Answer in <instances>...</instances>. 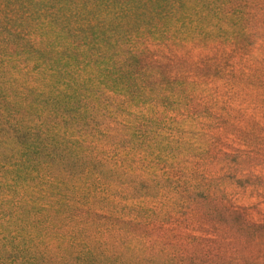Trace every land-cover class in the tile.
Listing matches in <instances>:
<instances>
[{
	"label": "rangeland",
	"instance_id": "obj_1",
	"mask_svg": "<svg viewBox=\"0 0 264 264\" xmlns=\"http://www.w3.org/2000/svg\"><path fill=\"white\" fill-rule=\"evenodd\" d=\"M198 1L0 0V41L29 18L36 45L34 69L14 56L32 98L8 94L13 115L48 114L35 86L67 46L93 107L69 162L25 181L8 216L21 240L72 264H264V0ZM116 47L139 58L121 88L104 82Z\"/></svg>",
	"mask_w": 264,
	"mask_h": 264
},
{
	"label": "trees",
	"instance_id": "obj_2",
	"mask_svg": "<svg viewBox=\"0 0 264 264\" xmlns=\"http://www.w3.org/2000/svg\"><path fill=\"white\" fill-rule=\"evenodd\" d=\"M198 2L206 5L208 12L212 11V0H199ZM245 2L248 0H240V6ZM216 11L217 8L210 13L214 14ZM122 12L123 10H120L117 15ZM219 14L222 13L219 12ZM128 15L129 18L122 20L125 24L129 19L135 20L130 14ZM121 18H115L117 20L115 22L117 28L123 29L125 25L120 23ZM28 21L30 22L29 18L26 21L19 18L20 29L8 30L0 41V264H42L43 262L45 264H72L63 260L64 255L60 251L47 250L45 254V249H35L40 241H33V237L29 239L31 244L21 240L15 233L17 223L8 218L11 209L15 207L22 195L25 181L34 172L48 168L57 163L59 159L69 162V157L72 156L68 155L72 144L71 128L87 122L93 111V107L85 101L84 90L88 89H85L84 77L81 76L82 73L74 70L80 64L77 49H70L67 46L62 48L65 53L61 54V59L57 57L58 60H56L52 57L51 62L46 63V71H52V74L45 73L48 75V80L41 82L44 84L43 87L35 86V89L39 91L41 104L49 111L48 114L39 115L36 111L33 112L31 109H40L38 108L40 104L29 103L26 104L27 108L18 109L19 117L13 115L16 108H12L20 105L21 102L6 101L5 97L8 94H12L14 98L17 97L16 93L23 94L22 96L27 101L32 98L25 95L29 94V91L31 95L32 92L27 84L29 80L18 78L20 70L17 66L19 65L14 62V56L24 57L25 55L27 59L24 64L32 69L35 68L32 57L35 54L36 45L32 42L35 41L31 38L32 34L29 35L26 29ZM54 48L57 53V46ZM120 52L121 49L116 47L113 59L109 60L114 80L107 76L104 79V82L108 84L114 83L115 88L123 86L122 79L133 78L138 69L137 63H139L136 55H133L132 59H127L121 57ZM109 56V53L103 54L106 60ZM126 62H132L131 67H124ZM88 79L90 80V77ZM18 88L24 91L30 90L24 94V91L19 92ZM8 106H10L9 110H7ZM27 115L31 118L23 117ZM186 117L173 119V122L181 123ZM35 119L36 122H34ZM75 161L76 164L79 162L77 159ZM42 221L46 220L37 218V221L33 223L39 226L41 225L39 222ZM18 226L23 229L22 225ZM186 254V258H189ZM193 254H191L192 257ZM89 256V252L84 253L80 262L86 263Z\"/></svg>",
	"mask_w": 264,
	"mask_h": 264
}]
</instances>
